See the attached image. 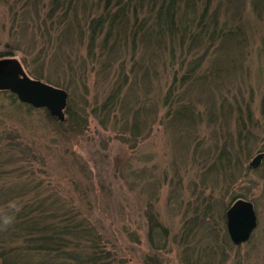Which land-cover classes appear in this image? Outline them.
Returning a JSON list of instances; mask_svg holds the SVG:
<instances>
[{"label":"rangeland","instance_id":"obj_1","mask_svg":"<svg viewBox=\"0 0 264 264\" xmlns=\"http://www.w3.org/2000/svg\"><path fill=\"white\" fill-rule=\"evenodd\" d=\"M53 1L0 0V56L7 55L0 60L17 58L29 76L69 92L64 122L0 91V192L19 195L14 201L22 209L25 198L50 195L46 207L56 200L84 220L124 264H152L150 257L157 264H187L185 258L264 264V158L251 166L264 153V4L244 1L247 40L233 54L223 53L226 71L214 81L183 85L170 108L164 98L173 71L163 58L155 65L152 47L135 49L131 37L116 47L112 37L107 48L116 52L110 55L105 27L92 50L90 22L104 0H59L66 8L56 14ZM220 6L214 0L212 11ZM208 52L197 74L209 71L214 47ZM192 101L196 118L174 115ZM239 198L254 204L258 225L236 245L226 213ZM8 203H0V211ZM201 208L209 215L206 228L193 222L192 228ZM156 227L168 233L161 249ZM214 244L218 251L202 262Z\"/></svg>","mask_w":264,"mask_h":264},{"label":"trees","instance_id":"obj_2","mask_svg":"<svg viewBox=\"0 0 264 264\" xmlns=\"http://www.w3.org/2000/svg\"><path fill=\"white\" fill-rule=\"evenodd\" d=\"M104 1L103 12L90 22L92 50L95 41L105 31H103L105 27H107L105 49L110 55L116 52V47L126 45L120 43L129 37L132 38L131 45L135 49L138 44H143L144 47H152L155 65L157 59L163 58L164 63H168L167 68L173 71L172 89L164 98L170 108H172L175 100L177 89L183 85L189 84L191 81H201L203 84V81L218 79L226 71L224 64L227 63L223 64L222 62L223 53L228 51L227 54H233L247 40L246 22L244 21L245 0H219L222 7H215L214 12L212 11L214 0ZM256 1L257 5L264 4V0ZM53 3L55 6L52 7L51 13L56 14L66 8L59 0H54ZM71 5L70 3L68 6ZM222 8L223 10L226 9L225 12L228 15L226 17L224 14V19H222L221 14ZM65 16H60V18L63 19ZM112 37L119 45L107 48ZM207 44L208 47H206ZM211 46L214 47L215 53L214 59H211V67L206 74H197L196 69L203 64ZM202 48H204L206 55L199 58L198 56L203 54L200 50ZM194 51L197 53H193ZM3 56L7 55L4 54L0 57ZM192 56L196 58H189ZM230 63H234V61L231 60ZM173 68H175V72ZM168 75L171 78L172 72H169ZM192 103L193 101L187 102V105L182 104V106L177 107L174 109V115L181 119H189L190 115L196 118L197 115L193 114L196 105ZM224 106L225 102L221 104V111L218 113L222 116L226 114L224 113ZM232 110L233 106L230 107L229 112ZM211 113L213 114L210 116L216 115L213 110ZM37 186H43V182L39 180ZM17 196L0 192V203L12 202ZM48 198L51 196H35L31 200L25 198L26 204L18 213L15 224L7 230H0V244L7 241L15 242V246L8 249L1 248L0 245L2 264H124L125 260L118 259L116 253L112 251V247H108L110 245L102 243L103 237L98 239L97 233L93 232L92 228L86 230L83 227L84 220L75 219V214L57 207L56 200L52 201L54 206L46 207L45 203ZM35 205V210L32 209L31 211L29 208ZM205 208L206 210L209 209L208 206ZM206 210H202V208L201 211L198 210L199 213L192 217L189 225H201L202 228H206L209 220ZM209 226L214 228L213 225ZM157 229L158 235L164 241L161 243V239L159 241L161 244L155 245V247L161 249L168 244V233L164 227L162 230ZM88 231H90L92 239L87 237ZM153 232L151 231V238ZM212 243L215 241L213 240ZM206 247L211 249V253L204 254L202 262L211 258L219 249L216 244ZM149 260L152 264L158 263L153 257H150ZM185 260L187 264H195L186 258Z\"/></svg>","mask_w":264,"mask_h":264},{"label":"water","instance_id":"obj_3","mask_svg":"<svg viewBox=\"0 0 264 264\" xmlns=\"http://www.w3.org/2000/svg\"><path fill=\"white\" fill-rule=\"evenodd\" d=\"M10 91L20 101L36 108H46L59 121L66 120L69 92L28 75L17 58L0 60V91ZM259 153L251 163L257 167L263 160ZM227 229L234 244L247 242L258 225L254 204L244 198L237 199L227 210Z\"/></svg>","mask_w":264,"mask_h":264},{"label":"clouds","instance_id":"obj_4","mask_svg":"<svg viewBox=\"0 0 264 264\" xmlns=\"http://www.w3.org/2000/svg\"><path fill=\"white\" fill-rule=\"evenodd\" d=\"M22 210V206L18 202L12 201L0 211V230H7L16 222L18 213Z\"/></svg>","mask_w":264,"mask_h":264}]
</instances>
